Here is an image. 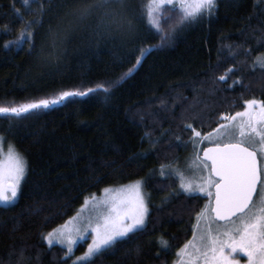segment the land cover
<instances>
[{"label":"trees","instance_id":"1","mask_svg":"<svg viewBox=\"0 0 264 264\" xmlns=\"http://www.w3.org/2000/svg\"><path fill=\"white\" fill-rule=\"evenodd\" d=\"M50 2L67 7H54L43 15L42 24L34 25L35 47L29 54L28 44L23 50L3 47L17 37L23 23L17 20L13 0H0V103L25 102L61 90L83 91L117 80L135 63L139 53L131 54V49L160 45V36L149 28L146 19H140L147 0H130L142 37L132 43L116 32L103 36L94 33V19L70 26L65 13L78 0ZM38 7L31 4L33 10ZM15 8L24 14V21L41 19L39 13L26 11L22 0H15ZM166 14L173 15L163 24L168 30L178 14ZM5 27L11 30L5 33ZM256 27H264V0H220L211 20L205 18L179 28L164 46L147 55L130 77L112 88L107 101L102 93L72 97L38 116L14 121L11 130L9 121L0 118V133L7 136L3 145H14L29 165L16 205L7 211L0 208V222L6 225L0 230V261L17 264L19 250L24 248L23 264H60L64 250L58 245L49 249L41 241V234L72 216L86 196L109 185L140 179L173 162L184 149L175 147L174 134L188 140L191 133L184 132L185 122L201 130L198 120L192 119L197 113L206 122L202 131L208 132L217 127L215 122L207 125L209 115L215 121L220 113L240 111L244 100L264 99V74L259 68L251 71L249 67L264 54V48H255L251 56L243 51L255 46L252 29ZM242 30L247 37L240 35ZM57 32L62 40L53 49L52 34ZM229 44L232 51H239L235 62L240 71L227 83H213L214 76L233 66L225 47ZM235 45L242 47L237 49ZM238 78L246 87L229 89L232 80ZM197 97L204 103L193 109L190 106ZM165 130H170L169 134L153 149L146 133L155 139ZM137 153H146V158L129 166L128 158ZM107 162L114 163L105 167ZM176 186L177 180H161L157 174L145 187L153 195L147 229L118 245L115 255L97 259L96 264H171L175 253L190 239L195 213L204 204L200 195L197 199L180 195L161 209L162 198ZM36 206L42 212L30 215L29 209ZM13 216L19 221L15 232L12 229L17 221L10 219ZM161 237L172 248L156 259ZM14 249L15 254L10 255Z\"/></svg>","mask_w":264,"mask_h":264},{"label":"snow or ice","instance_id":"2","mask_svg":"<svg viewBox=\"0 0 264 264\" xmlns=\"http://www.w3.org/2000/svg\"><path fill=\"white\" fill-rule=\"evenodd\" d=\"M22 4L26 11L39 13L41 19L24 21V14L15 8L13 0V10L17 20L23 23V27L17 37L5 42L3 47L6 50L13 48L23 50V46L28 44L31 54L35 47L34 25L42 24L43 15L52 11L54 7L61 8L67 5H53L50 0H22ZM31 4H38L39 7L33 10ZM219 4L220 0H147V3L142 5L140 19L142 21L146 19L149 28L160 36V45L149 44L131 49V54L137 52L139 54L135 55L132 67L119 79L105 81L83 91L61 90L25 102L5 100L0 103V118L9 121L11 130L14 121L26 119L28 116H38L72 97L102 93L103 99L107 101L112 88L130 77L142 65L147 55L164 46L179 28L205 18L211 20L218 12ZM166 13L178 14L175 24H170L168 30H165L163 24L172 20L173 15ZM65 18L68 19L70 26L94 19L96 24L93 32L101 36L116 32L129 43L142 38L137 30L130 0H78L65 13ZM10 30L8 27L3 29L5 33ZM240 35L247 37L248 33L242 30ZM252 39L255 40V46L243 48L247 56H251L255 48H264V27L252 29ZM61 40L59 32L52 34V48L55 49ZM225 47L230 52L233 66L224 70L222 75L214 76L213 83L216 84L227 83L232 75L240 71L235 62L239 51H232L231 44ZM235 47L240 49L242 45ZM249 67L251 71L259 68L264 74V54L257 56ZM237 85L246 87L243 80L238 78L232 80L229 89ZM198 103L204 102L197 97L196 102L190 107L194 109ZM242 106L243 111L234 114L220 113L215 121L209 115L207 125L215 122L217 127L208 132L202 131L206 122L200 118V113L192 119L198 120L201 130L198 131L193 123H182L184 132H190L191 135L184 141L181 135L174 134V141L176 148L187 147L189 144L192 147L193 158L191 162H186L185 168L182 169L178 164H162L159 169L151 170L147 175L119 189L105 188L103 198H97L95 194L86 196L76 214L47 234H41V241L46 243L49 249L61 246L64 256L60 264H67L81 243L87 244V248L72 260V264H96L99 258L115 255L119 250L118 245L147 229L151 216V196L143 189L158 173L161 180L169 178L179 180V186L172 188L169 195L162 198L161 209L180 195L189 199H197L201 193L209 197L214 195V205L210 201L209 205L195 213L196 224L191 229L192 239L175 253L178 257L176 264H239L235 258L237 253L246 257L247 264H264V99L244 100ZM169 131L165 130L155 139L146 133L153 149ZM6 139L7 136L0 133V150ZM204 144H211L213 147H201ZM168 146L173 147L171 143ZM200 152H203V156ZM144 158L146 153H137L128 158V165L136 164ZM113 163L107 162L104 166L111 167ZM28 171L26 157L14 145L9 144L7 159L0 160V208L7 211L16 205L23 194V184L26 182ZM205 172L207 175H204ZM42 210L36 206L29 209V214L39 215ZM54 218L45 219L50 221ZM10 219L17 221L12 229L15 232L19 221L15 216ZM202 223L204 227H201ZM213 225L217 227L214 228ZM5 229L6 225L0 222V230ZM158 244L160 251L156 253V259L172 248L171 243L163 237L159 239ZM15 251L14 249L10 255L15 254ZM25 251L24 248L19 250L20 260L17 264H23ZM0 264L3 262L0 261Z\"/></svg>","mask_w":264,"mask_h":264},{"label":"rangeland","instance_id":"3","mask_svg":"<svg viewBox=\"0 0 264 264\" xmlns=\"http://www.w3.org/2000/svg\"><path fill=\"white\" fill-rule=\"evenodd\" d=\"M244 109L242 108L240 111H243ZM240 111H237V112H240ZM233 142H235V141H233ZM8 145L9 144H7V145H2V150H0V160H6L7 159V154H8ZM206 146H211V144H204V145H202L201 147H206ZM192 158H193V150H192V147H191V145L189 144L187 147H184V149H183V151H182V153L180 154V156L177 158V159H175L173 162H171L170 164H172V165H179V167H181L182 169L183 168H185V166H186V162H191V160H192ZM167 165H169V164H167ZM159 169V168H158ZM158 174V173H157ZM186 175H187V173H186ZM204 175H207V173L205 172L204 173ZM130 183V182H129ZM129 183H125V184H117V185H109V186H107V187H105V188H110V189H119L121 186H123V185H128ZM179 186V180H177V186H176V188ZM105 188H103L102 189V191L101 192H99V193H92V194H95V196L97 197V198H103V196H104V189ZM143 191L144 192H146V193H149L150 194V196H151V199H152V193L151 192H149L146 188H144L143 189ZM212 191H213V189H212ZM91 195V194H90ZM200 196H202L203 198H204V204H203V207L202 208H204L206 205H209V202L210 201H212V196L211 197H209V196H207L205 193H201L200 194ZM85 199V198H84ZM83 203H84V201H83ZM82 203V204H83ZM81 204V205H82ZM80 207L81 206H79V208L78 209H80ZM77 209V210H78ZM77 212V211H76ZM76 212L73 214V215H75L76 214ZM88 213L86 212L85 213V215H87ZM72 215V216H73ZM72 216H70V217H72ZM69 217V218H70ZM69 218H67L66 220H68ZM65 220V221H66ZM64 221V222H65ZM64 222H62L61 224H63ZM61 224H59V225H61ZM194 224H196V219H195V223ZM59 225H57L56 227H58ZM56 227H54V228H56ZM201 227H204V224L202 223L201 224ZM213 227L215 228V227H217V225H213ZM51 231V230H50ZM49 232V231H48ZM45 234H47V233H45ZM190 239H192V235H191V237H190ZM190 239H188V240H190ZM187 240V241H188ZM186 241V242H187ZM89 243L91 242L90 241V239H89V241H88ZM185 242V243H186ZM184 243V244H185ZM184 244H183V246H184ZM182 246V247H183ZM181 247V248H182ZM86 248H87V244H85V243H81L79 246H77L76 247V249H75V251H74V255H72V258H71V264H72V260H74L75 259V257L76 256H80L85 250H86ZM179 251V250H178ZM177 251V252H178ZM177 260H178V257L176 256L175 257V259H174V261L171 263V264H176V262H177Z\"/></svg>","mask_w":264,"mask_h":264},{"label":"flooded vegetation","instance_id":"4","mask_svg":"<svg viewBox=\"0 0 264 264\" xmlns=\"http://www.w3.org/2000/svg\"><path fill=\"white\" fill-rule=\"evenodd\" d=\"M213 198V196H212ZM235 258L238 260L239 264H247L246 257L243 256L241 253L235 254Z\"/></svg>","mask_w":264,"mask_h":264},{"label":"water","instance_id":"5","mask_svg":"<svg viewBox=\"0 0 264 264\" xmlns=\"http://www.w3.org/2000/svg\"><path fill=\"white\" fill-rule=\"evenodd\" d=\"M206 147H213V145L211 146H206ZM200 155L203 156V152H200ZM213 193H214V189H213ZM212 204L214 205V195H213V198H212Z\"/></svg>","mask_w":264,"mask_h":264}]
</instances>
